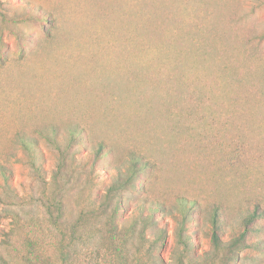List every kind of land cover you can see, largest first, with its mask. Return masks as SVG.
I'll use <instances>...</instances> for the list:
<instances>
[{
  "label": "rangeland",
  "instance_id": "1",
  "mask_svg": "<svg viewBox=\"0 0 264 264\" xmlns=\"http://www.w3.org/2000/svg\"><path fill=\"white\" fill-rule=\"evenodd\" d=\"M41 12L51 24L34 20ZM263 30L264 0H0V164L36 207L58 164L39 131L66 133L80 123L84 144L104 140L113 156L86 186L81 171L91 155H77L69 221L138 153L149 166L124 207L123 224L137 226L128 263L138 256L141 264H178L176 216L184 202H195L186 225L192 257L184 264H210L215 207L226 241L256 204L264 207V43L253 53ZM22 131L38 139L40 175L26 159L15 161ZM143 201L162 208L156 222L133 219ZM9 226L0 217V242ZM91 229L71 244L72 264H119L106 228ZM232 264H264V250L246 248Z\"/></svg>",
  "mask_w": 264,
  "mask_h": 264
},
{
  "label": "trees",
  "instance_id": "2",
  "mask_svg": "<svg viewBox=\"0 0 264 264\" xmlns=\"http://www.w3.org/2000/svg\"><path fill=\"white\" fill-rule=\"evenodd\" d=\"M34 18L36 22L42 25L51 24L53 21L49 13L43 12L38 13ZM253 39L256 46L253 52L255 54L264 43V30L255 35ZM240 51L246 54V46L242 47ZM228 73L226 75L229 79L232 80V77L234 79L233 73H231L232 76ZM254 75L255 72L252 71L247 76L249 78ZM248 84L256 90L259 86L255 81L248 80ZM250 93L253 94V91ZM46 131L40 130L39 134L51 142V148L58 157V164L57 170L51 178L44 182L46 187L36 207L32 208L26 205L24 198L19 195L13 183L12 169L0 164V204L2 206L0 217L8 219L10 225L3 233L0 242V264H72L71 244L78 239H83L85 237L83 232H92L91 228L94 226L106 228L107 237L115 241L112 242V250L119 264H127L132 253L130 244L137 226L136 222L129 226L123 224L124 207L129 198V191L141 179V175L149 166L148 162L144 160L141 154L132 153L128 166L122 169L119 166L112 183L105 192L96 195L89 202L88 207L81 208L75 220L70 222L66 207L67 198L71 194L67 186L71 181L70 173L74 166L82 165L81 162L77 164L79 161L77 155L85 149L87 154L91 155L90 165H83L81 171L86 176L85 185L90 186L93 182V176L96 175V168L102 165L107 155L112 154L113 156V149L104 140L92 145H85L84 138L87 130L80 123L69 125L66 133L57 126L50 129L51 134L50 131L47 133ZM15 137L17 141L19 140L18 148L22 153L20 157L14 153L15 161L22 163L23 159H26L29 167L35 172L34 175H40L43 153L37 137L25 131L18 132ZM49 185H52V190L47 193L46 190ZM194 206L195 202H184L180 209L181 218L176 216L179 226L175 231V237L183 252L182 255L178 256V264H184V259L188 258L190 261L192 257L193 243L187 233L186 225L191 219ZM138 207L141 214L133 216L135 221L156 222L158 213L162 211L161 207H154L148 201H143ZM223 217L221 207L216 206L211 215V243L214 254L210 258V264H232L239 260L241 251L246 248L264 250V238L252 240V236L256 233L264 232V207L259 203L256 204L243 218L241 232L227 241L222 239ZM162 234L164 235V233ZM152 255L148 251L146 257L151 260ZM135 260L136 264H141V257L136 256Z\"/></svg>",
  "mask_w": 264,
  "mask_h": 264
}]
</instances>
